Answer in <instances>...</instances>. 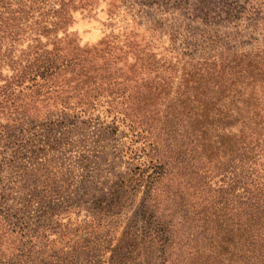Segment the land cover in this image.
I'll list each match as a JSON object with an SVG mask.
<instances>
[{
	"label": "rangeland",
	"instance_id": "1",
	"mask_svg": "<svg viewBox=\"0 0 264 264\" xmlns=\"http://www.w3.org/2000/svg\"><path fill=\"white\" fill-rule=\"evenodd\" d=\"M62 1L0 0V30L10 17L26 20L11 56L2 49L6 60L103 49L112 67L117 56L133 62L146 44L157 58L172 56L170 44L217 37H229L222 46H264V0H75L69 23L57 27ZM16 69L0 60V86ZM72 69L57 71L37 103L29 102L36 89L24 90L20 120L0 111V264H203L200 246L182 237L163 250L141 212L142 189L116 186L138 144L105 106L79 109L65 99Z\"/></svg>",
	"mask_w": 264,
	"mask_h": 264
},
{
	"label": "trees",
	"instance_id": "2",
	"mask_svg": "<svg viewBox=\"0 0 264 264\" xmlns=\"http://www.w3.org/2000/svg\"><path fill=\"white\" fill-rule=\"evenodd\" d=\"M74 1L59 4L57 27L69 23ZM25 22L10 17L0 30V60L17 65L0 86L1 114L7 108L17 121L24 90L36 89L29 102L37 103L57 71L73 68L65 99L79 109L105 106L138 144L133 169L116 186L142 189L141 212L161 248L182 237L200 246L203 264H264V46H222L229 37H217L170 44L172 56L157 58L146 44L133 62L117 56L112 67L103 49L6 60L2 49L11 56Z\"/></svg>",
	"mask_w": 264,
	"mask_h": 264
}]
</instances>
